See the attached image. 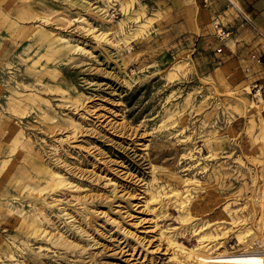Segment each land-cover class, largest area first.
<instances>
[{
	"label": "rangeland",
	"instance_id": "rangeland-1",
	"mask_svg": "<svg viewBox=\"0 0 264 264\" xmlns=\"http://www.w3.org/2000/svg\"><path fill=\"white\" fill-rule=\"evenodd\" d=\"M193 3L0 0V264H264V0Z\"/></svg>",
	"mask_w": 264,
	"mask_h": 264
},
{
	"label": "built area",
	"instance_id": "built-area-1",
	"mask_svg": "<svg viewBox=\"0 0 264 264\" xmlns=\"http://www.w3.org/2000/svg\"><path fill=\"white\" fill-rule=\"evenodd\" d=\"M214 0H197V5L202 11H211L214 8ZM220 8L211 12L210 24L213 29V37L216 43L214 49L215 54L222 52L226 46V42L234 35L236 27H249L255 31V25L246 15L242 6L236 0H218ZM228 17L230 18L227 21ZM236 27L234 28L232 24ZM251 60L257 64H261L264 60V52L260 55L252 54Z\"/></svg>",
	"mask_w": 264,
	"mask_h": 264
},
{
	"label": "crops",
	"instance_id": "crops-1",
	"mask_svg": "<svg viewBox=\"0 0 264 264\" xmlns=\"http://www.w3.org/2000/svg\"><path fill=\"white\" fill-rule=\"evenodd\" d=\"M240 3H249V4H252V5H259L260 4V0H236ZM187 2L189 3V6H193V0H187ZM213 4H214V8L211 10V11H204L205 13L208 14V16L210 15L211 16V12H213L214 10H218L220 8V3L218 0H214L213 1Z\"/></svg>",
	"mask_w": 264,
	"mask_h": 264
}]
</instances>
